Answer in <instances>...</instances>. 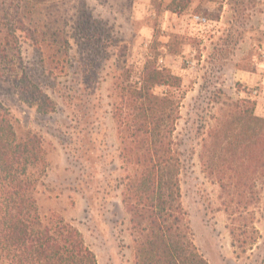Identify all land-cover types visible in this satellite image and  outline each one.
Here are the masks:
<instances>
[{
	"label": "rangeland",
	"instance_id": "rangeland-1",
	"mask_svg": "<svg viewBox=\"0 0 264 264\" xmlns=\"http://www.w3.org/2000/svg\"><path fill=\"white\" fill-rule=\"evenodd\" d=\"M173 1L0 0V107L20 135L42 138L41 214L77 227L98 264H136L115 77L124 65L138 77L148 58H158L181 79L174 139L192 242L208 264H264V184L255 181L257 198L244 214L258 239L242 253L233 247L227 198L202 164L204 145L231 118L233 103H261L256 113L264 115V0H191L184 9ZM105 31L114 41L106 60ZM23 72L56 101L55 112L20 99L14 81Z\"/></svg>",
	"mask_w": 264,
	"mask_h": 264
},
{
	"label": "trees",
	"instance_id": "trees-1",
	"mask_svg": "<svg viewBox=\"0 0 264 264\" xmlns=\"http://www.w3.org/2000/svg\"><path fill=\"white\" fill-rule=\"evenodd\" d=\"M190 2L181 0L180 9ZM113 43L105 31V60ZM115 78L118 96L113 118L127 172L123 204L131 215L136 264H208L187 232L181 202L182 160L174 139L181 79L155 57L145 61L138 77L124 65ZM14 86L20 99L41 114L56 111V101L26 72L15 79ZM230 111L231 118L213 130L215 140L204 145L202 164L227 198L233 247L245 253L259 234L244 214L257 198L255 181L264 184V118L250 100L233 103ZM47 168L42 138L30 131L20 135L10 114L0 107V260L98 264L77 227L61 215L41 214L37 194Z\"/></svg>",
	"mask_w": 264,
	"mask_h": 264
},
{
	"label": "built area",
	"instance_id": "built-area-1",
	"mask_svg": "<svg viewBox=\"0 0 264 264\" xmlns=\"http://www.w3.org/2000/svg\"><path fill=\"white\" fill-rule=\"evenodd\" d=\"M195 20L198 21L201 24H206L208 22V19L205 17H201V16H196ZM257 92H255L256 94Z\"/></svg>",
	"mask_w": 264,
	"mask_h": 264
},
{
	"label": "crops",
	"instance_id": "crops-1",
	"mask_svg": "<svg viewBox=\"0 0 264 264\" xmlns=\"http://www.w3.org/2000/svg\"><path fill=\"white\" fill-rule=\"evenodd\" d=\"M240 77H241V79H242V78H243V75H240ZM246 78H247V77H244L243 80H247ZM241 79H240V80H241ZM260 109H261V103L258 104V106H257V108H256L257 112H258ZM260 113H261V112H260ZM262 116L264 117V115H262Z\"/></svg>",
	"mask_w": 264,
	"mask_h": 264
}]
</instances>
